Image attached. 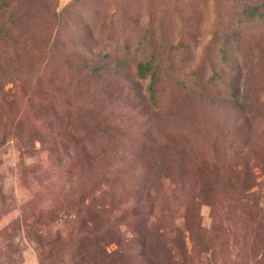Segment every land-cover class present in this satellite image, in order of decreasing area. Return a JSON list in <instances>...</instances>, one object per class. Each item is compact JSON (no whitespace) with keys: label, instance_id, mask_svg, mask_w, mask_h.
<instances>
[{"label":"rangeland","instance_id":"rangeland-1","mask_svg":"<svg viewBox=\"0 0 264 264\" xmlns=\"http://www.w3.org/2000/svg\"><path fill=\"white\" fill-rule=\"evenodd\" d=\"M0 264H264V0H0Z\"/></svg>","mask_w":264,"mask_h":264},{"label":"trees","instance_id":"trees-1","mask_svg":"<svg viewBox=\"0 0 264 264\" xmlns=\"http://www.w3.org/2000/svg\"><path fill=\"white\" fill-rule=\"evenodd\" d=\"M91 190H92V189H91ZM91 190H90V191H91Z\"/></svg>","mask_w":264,"mask_h":264}]
</instances>
